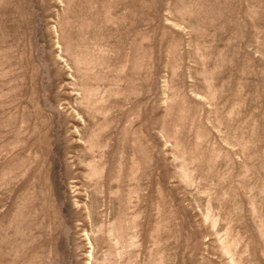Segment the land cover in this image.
Segmentation results:
<instances>
[{
	"label": "rangeland",
	"instance_id": "374dc122",
	"mask_svg": "<svg viewBox=\"0 0 264 264\" xmlns=\"http://www.w3.org/2000/svg\"><path fill=\"white\" fill-rule=\"evenodd\" d=\"M0 264H264V0H0Z\"/></svg>",
	"mask_w": 264,
	"mask_h": 264
}]
</instances>
